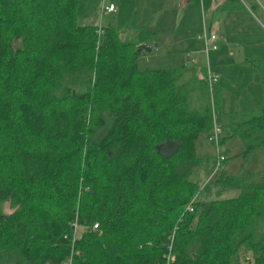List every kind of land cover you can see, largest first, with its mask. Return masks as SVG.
Listing matches in <instances>:
<instances>
[{"label": "trees", "instance_id": "trees-1", "mask_svg": "<svg viewBox=\"0 0 264 264\" xmlns=\"http://www.w3.org/2000/svg\"><path fill=\"white\" fill-rule=\"evenodd\" d=\"M79 1L0 0V252L16 264H164L170 246L169 264H231L242 250L264 264L263 186L221 173L213 185L238 196L184 212L208 159L195 142L212 125L207 107H189L194 79L138 70L151 33L97 35L77 23ZM232 136L242 159L264 148V106Z\"/></svg>", "mask_w": 264, "mask_h": 264}, {"label": "rangeland", "instance_id": "rangeland-1", "mask_svg": "<svg viewBox=\"0 0 264 264\" xmlns=\"http://www.w3.org/2000/svg\"><path fill=\"white\" fill-rule=\"evenodd\" d=\"M102 1L105 2V0H80L76 11L77 23L83 26H92L93 24L98 25L101 21L102 25L107 26L108 23H106V20L109 17L100 16V13L97 11L99 6L102 7ZM123 7L122 16L117 24L118 27H116L121 29V32L124 30L127 31L129 27L133 28L134 26V28H136V24L149 25L154 17L160 19L164 16L163 11H160L163 13L161 15L157 13L158 10H163L161 6L153 5L149 2L135 5L129 2L128 5H123ZM259 9L261 10V8ZM252 11L254 12L252 14L257 22L264 26V18L260 17L254 10ZM198 12L200 13L199 8ZM136 16L138 23L134 22ZM170 16L166 14V19H169ZM175 16L179 17V15L174 13L172 17L174 18ZM188 18H190V21L195 27L198 25L196 10L194 8L189 11ZM167 22L169 21H166V23ZM242 23L247 24L249 29L245 30L244 33L237 31L234 38L240 42L243 38L249 37L248 34H250V38L258 40V43L242 45V47L236 45L234 49H232L235 56H237L238 53H243L245 56L244 58L247 59L244 61L242 60L244 63H240V59L235 57L234 61L224 68V73L220 75L222 84L220 82L218 84L221 90L219 88L217 89V84H215L212 86L211 92H209L203 80L201 78L196 79L195 75L189 72L183 73L180 79L181 83L194 79V91L189 95V107L198 111L206 107L210 110L213 123L220 130L219 136L221 143L219 144L218 152L226 158V161L221 163L220 168L211 176L215 164V150L207 143V133H201L198 136L195 142L196 152L203 159L208 157L207 160L203 161L202 166L194 168L192 171V179H196L195 184L197 188L193 197L197 196L196 201L199 203H207L211 200H222L238 196L239 191L236 189H224L213 185L214 180L221 173H224V177L226 178L229 176H240L244 184L254 183L264 187V148L258 149L242 159L237 155L243 150V144L237 136H232V131L237 125L246 123L252 117L256 116L261 107L264 106V34L259 28H256L254 22L248 23L247 20H243ZM194 25L193 27H188L186 31L188 38L192 36V30L195 29ZM152 28L153 31L161 30L164 35L165 26L162 29H156V27ZM176 28L178 29L177 31H179L182 29V25ZM172 30H166L165 35L159 37V42L167 38L168 45L171 46L173 41L175 42V39L181 34V32L173 33ZM150 35L151 37L154 36V34ZM120 39L124 41L123 36H121ZM158 47L157 54L154 53L151 56H142L137 60L138 70H159L164 67L178 69V67H169L170 62L174 63L181 61L180 58L186 56V53H182V56L180 54H173L172 50L165 53L163 52V45L161 43L158 44ZM171 54L177 55V58L172 57L173 59L167 58V60H164V56ZM153 56L159 57L157 63H150ZM203 58L204 67L206 59L204 56ZM150 65H152V67H149ZM212 71L210 73H212ZM202 74L204 77L206 76L205 70H203L201 75ZM108 124L109 121L106 119L104 128L102 131L98 132L97 136L103 133V130ZM0 211L2 213H7V205H0ZM262 227H264V224L261 226V231L263 230ZM3 259L9 260L4 261ZM16 259V252H0V264H10ZM231 264H252L251 254L248 251L242 250L232 257Z\"/></svg>", "mask_w": 264, "mask_h": 264}, {"label": "crops", "instance_id": "crops-1", "mask_svg": "<svg viewBox=\"0 0 264 264\" xmlns=\"http://www.w3.org/2000/svg\"><path fill=\"white\" fill-rule=\"evenodd\" d=\"M129 2L133 3L134 5L145 4V2H149L153 5L161 6L163 10H158L157 13L160 15L164 13V16L160 19L154 17L151 23H149L150 26L148 24L137 25L135 23L136 28H134V26L133 28L129 27L127 31L124 30L121 32V29L116 27H118L117 24L119 23V19L122 16V10L124 8L123 5H128ZM101 3H103L102 7L112 4L115 8L114 12L110 14L102 13L101 6H99L97 10L100 13V16L109 17L106 20V23H108L109 26L102 25L101 21L98 25L93 24L92 26H95L97 29L104 27L113 28L116 30L118 37L121 38V36H123V39L126 41L135 40L136 34H138L139 31H145L146 33L154 34L153 42L150 46V52L144 56H151L154 53L157 54V49L159 48L158 44L160 43L163 45L162 49L165 53L171 50L173 51V54H180L181 56L182 53H186V56H182V58H180L181 61L174 63L170 62L169 67L183 68L185 69L184 73L189 72L190 74H194L196 79L201 78L204 82L205 77L203 74L201 75V73H203V70H205L206 73L207 66V69L210 70L209 72L213 70V74L219 75H217L218 80L216 83V88H219V82L222 84V78H220V75L224 73V68H226L229 63L234 61L235 57L240 59V63H244L242 60L244 61L247 59L244 58L245 56L243 53H238L237 56H235V53L232 49H234L236 45L242 47V45L258 43V40L250 38V34H248L249 37L243 38L240 40V42L234 38V35L237 33V31L244 33L245 30L249 29V26L245 23H242V21L247 20L248 23L254 22L256 28H259V30H261V32L264 34V26L258 23L252 14L254 13L252 10H254L257 14H259L260 17L264 18V0H105V2L102 1ZM192 8L196 10L198 20V25L196 27L194 24H192L190 18H188L189 11ZM198 8L200 9V13L198 12ZM259 8H261V10ZM160 11H163V13ZM174 13L179 15V17L175 16L173 18L172 16ZM166 14L169 16L171 15L169 19H166ZM136 18L137 16L134 18V22H137ZM166 21L169 22L166 23ZM180 25H182V29L177 31L178 29L176 27H179ZM193 25L195 29L192 30V36L188 38L186 31L188 27H193ZM164 26L165 31L173 29V33L181 32V34L175 39V42L173 41L171 46L168 45L167 38L159 42V37H163L165 35V31L163 35L161 30H152V27H156V29H162ZM210 32L213 33L217 38V50L210 52L207 55L208 60L205 58L206 64L204 63L203 67L204 55L201 52L202 44L199 37L203 33ZM173 54L164 56V60H167V58L171 59L172 57L177 58V55ZM157 61H159V57L153 56V59H151L150 63H157ZM149 67H152V65ZM162 69L171 70L172 68L164 67ZM17 259L10 264H16ZM3 260L8 261L9 259Z\"/></svg>", "mask_w": 264, "mask_h": 264}, {"label": "built area", "instance_id": "built-area-1", "mask_svg": "<svg viewBox=\"0 0 264 264\" xmlns=\"http://www.w3.org/2000/svg\"><path fill=\"white\" fill-rule=\"evenodd\" d=\"M114 6L112 4L103 6L101 8V12L104 14H110L114 12ZM101 30L97 29L96 30V34L100 35ZM201 44H202V48H201V52L202 54L205 56V58H207V55L210 52L216 51L217 50V38L213 33H203L200 37H199ZM208 67L206 66V73H205V78H204V82L205 85L207 86L209 92H211L212 90V86H214L217 83V75L210 73L209 70L207 69ZM220 130L218 127H216L213 123V119H212V125L211 128L207 134V143L209 145H211L214 150H215V164H214V170L211 173V176L220 168L221 163H223L225 161V156L221 155L218 152V147L220 144ZM196 197H193L189 203L186 205V207L184 208V212L185 213H192L193 212V204L196 201ZM71 228V237H70V243L71 245H73L74 242L78 241L81 237V233H82V228L77 224L76 219L71 223L70 225ZM92 230H97V224H94L92 227ZM64 239L66 237H63ZM173 261V257L170 255V246L168 247V254L165 257V263L164 264H169ZM61 264H73V258L72 255L70 254V256L64 260Z\"/></svg>", "mask_w": 264, "mask_h": 264}]
</instances>
